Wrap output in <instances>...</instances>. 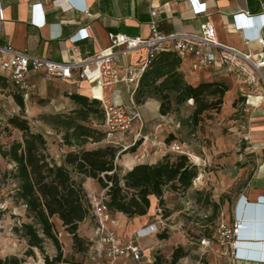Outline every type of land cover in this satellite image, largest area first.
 <instances>
[{"label": "crops", "instance_id": "0c3cea01", "mask_svg": "<svg viewBox=\"0 0 264 264\" xmlns=\"http://www.w3.org/2000/svg\"><path fill=\"white\" fill-rule=\"evenodd\" d=\"M67 1H76L78 4L87 6L89 12L80 8L63 10L56 7L52 3L53 0H0V44H12L17 49L27 50L31 54L55 61L69 60V56L74 50L77 58L85 59L110 45V32L126 33L131 36H148L150 34L151 10L154 8L158 11V26L164 33H197L200 31L201 24L211 22L216 28L217 38L220 42L245 51L260 52L264 50V47L254 40L250 43L246 42L243 32L235 28L234 18L235 14L240 12L259 16L264 13V0H198L200 3H206L207 6V11L199 14L195 13L190 0ZM36 4L40 7L39 16L45 20V23L35 22ZM260 23V20L253 21L248 25L247 30L253 34L260 32L264 36V27L260 29ZM80 30H83L81 33H88V37L73 43L70 38ZM144 56V51L133 52L119 60V63L121 66L127 63L138 67ZM180 69L186 80L193 85H197L201 81H224L228 84L229 90L224 96L223 107L220 110L225 111V114L218 115V112H212L209 117H204L197 126L199 128L202 123L203 126L205 125V137L212 139V145H202L201 149L192 148V151L188 152L193 157L191 161L198 167L201 163L205 165L220 163V170L207 171L208 181L196 187L192 186L189 191L185 192L190 195L188 202L182 201V194L185 193H178L183 204L178 203V208L174 209V213L171 215L166 214V208L174 207L173 202L175 201L171 198L172 194L166 191L164 196L166 205L163 206L165 216L167 215L166 222L172 216L192 209L194 203H199L195 192L204 190V188L210 189L211 192L208 193L211 203L205 211L206 216L208 217V214L212 213L213 208L221 209L222 215L231 221L230 219L239 212L242 220L240 247L243 250H252L256 254L262 255L264 254V245H261L264 243V82L256 86L245 83V77L231 70L227 65L216 64L212 67H202L192 57L183 59ZM262 73L264 75V69ZM0 76L6 79L1 70ZM29 78L32 85L30 94L35 92L38 96L46 98L49 100V104L59 111L66 112L76 107L67 94L80 93L92 97V84L87 80L78 79L76 76L71 79H48L44 72H31ZM129 90V85L125 82L118 83L110 98L114 102L130 105ZM248 95H251L250 102H247ZM256 97H259L257 99L260 100L259 102L256 101ZM160 104L161 102L156 96H148L142 103L137 104L143 116L142 133L147 136L146 144L151 145L153 151L146 159L140 157L141 148L133 150L132 152L137 150L136 153L127 155L121 162L125 171L138 163H156L167 154V147L172 142L182 143L181 125L186 126V120L177 119L174 113L162 115ZM188 104L191 106L193 100L188 101ZM235 111H240V113L233 115ZM205 120L206 122H204ZM139 129L140 123L137 122L132 131L128 132L132 140ZM170 134H173L175 139L167 143L166 138ZM61 150L62 152H59L49 145L50 154L59 164L64 161V153L67 152L64 148ZM84 187L87 192L103 189L93 178H86ZM231 201L235 202L236 209L232 217L228 211V204ZM157 205H159L158 200L154 198L153 210L147 215L134 218H130L122 212L113 213L116 219V232L124 243L133 240L132 237L137 229L155 221ZM246 205L253 206L258 223L256 229L263 237L261 243L259 242L258 246L253 249L247 246V241L243 236L248 231L243 221V210ZM190 211L194 212V210ZM89 219L90 217L81 223L79 231L81 232L85 228L88 236L92 237L96 225L90 224ZM54 221L57 227H62L59 218L55 217ZM0 240L5 241L2 238ZM70 240L72 241V237ZM159 242L161 240L158 235L138 240L151 261V251ZM254 242L257 243V241ZM210 255L212 256H209L207 261L209 264H230L229 258L226 256L216 253H210ZM126 260L130 261L129 264L140 263L133 261L132 257L128 256L119 261V264L126 263ZM237 264H264V262L241 260Z\"/></svg>", "mask_w": 264, "mask_h": 264}, {"label": "trees", "instance_id": "16d2710c", "mask_svg": "<svg viewBox=\"0 0 264 264\" xmlns=\"http://www.w3.org/2000/svg\"><path fill=\"white\" fill-rule=\"evenodd\" d=\"M182 59L172 51H162L141 76L134 94L137 103L148 96H156L160 113L167 115L177 111L181 105L193 100L192 111L186 119L188 126L195 129L212 112L223 107L224 96L229 86L224 81H201L197 85L189 83L181 68ZM0 79H3L0 77ZM5 86L7 83L3 82ZM76 104L68 113L44 115L43 120L63 129L64 143L70 149L59 164L49 152L45 135L33 131L28 118L12 115L8 124L23 133L22 141H14L2 151L4 158L16 163L13 177L18 182L15 202L27 204L29 221L21 228L22 235L31 248H38L44 255V264H84L64 256L58 232L63 229L72 237L73 249L88 253L93 242L80 231V225L89 217H94L88 193L84 187L86 178L95 179L101 188L107 189L108 206L112 212H122L130 218L149 214L154 207V198L160 206H165V192L185 193L199 174V167L185 153L165 154L156 163H138L123 172L117 159L126 151L113 144L88 148L89 142H100L106 132L93 127L90 120L105 115L101 102L80 93L67 94ZM17 104L24 109V96L15 94ZM5 129H8L6 127ZM2 129L0 127V135ZM173 134L166 138L170 143ZM137 148V143L131 151ZM62 222L57 227L54 218ZM19 230V229H18ZM161 239L166 234H158ZM51 241L57 253L49 255L44 244ZM29 253H34L30 250ZM184 246H177L170 258L157 253L151 262L143 264H179L187 256ZM0 264H20L17 258L3 260ZM205 264H209L205 261Z\"/></svg>", "mask_w": 264, "mask_h": 264}, {"label": "built area", "instance_id": "2783aa9c", "mask_svg": "<svg viewBox=\"0 0 264 264\" xmlns=\"http://www.w3.org/2000/svg\"><path fill=\"white\" fill-rule=\"evenodd\" d=\"M190 1L195 13L207 11L206 3H200L198 0ZM52 3L63 10L80 8L89 12L87 6L78 4L76 1L53 0ZM39 9V5L36 4L35 22L42 24L45 23V20L39 16ZM157 16L158 11L153 8L148 36H131L126 33L110 32V45L85 59L77 58L74 50L69 56V60L55 61L44 56L31 54L27 50L17 49L12 44H0V70L3 72V76L17 89L14 93H20L25 97H29L32 89L29 78L31 72H44L48 79H71L76 76L78 79L87 80L92 84V98L101 102L105 115V139L111 143L118 142L116 140L118 135L131 132L137 122L140 123V129L135 135V142L139 138H144L143 143L146 142L147 136L142 133L143 116L136 104L134 94L142 74L162 51L175 52L182 60L192 57L202 67H212L216 64L227 65L231 70L242 74L245 77V83L254 86L264 82L262 73L264 50L260 52L245 51L220 42L217 38L216 28L211 22L201 24L200 31L197 33H164L158 26ZM234 18L235 28L243 32L247 43L254 40L264 47V36L260 32L253 34L247 30L248 25L255 20L261 21L260 29H262L264 27V13L254 16L240 12L235 14ZM243 27H245L244 30ZM81 32L83 30L74 34L70 40L76 43L88 37V33ZM138 51L145 53L138 67H133L127 63L121 66L119 60ZM121 82L129 85L130 105L114 102L110 98L116 85ZM250 97L251 95H248L247 102H250ZM257 99L259 97H256V101L259 102L260 100ZM168 152L186 153L190 159H193L192 155L184 151L177 142L169 145ZM144 153L146 155V152ZM8 165L13 172L16 170L15 162L9 161ZM6 180L9 181L10 179L7 177ZM11 183L13 188L10 192L12 195L0 193V238L4 235H13L15 229L21 231L23 224L29 221L27 204L14 200V195L18 191V182L16 179H11ZM106 192L107 189L88 192L92 213L96 221L94 234L91 237L93 244L89 254L93 258L107 256L108 264H119V261L128 256H131L133 261L137 263L151 262L138 240L158 235L165 230L167 217L163 206L157 205L155 207V221L153 223L137 230L135 240L124 243L116 232V219L108 206ZM241 221L239 212L236 213L232 223L222 215L218 224V232L212 236L202 234L196 239L202 253H216L226 256L229 258L230 264H237L241 260L264 262V254L259 255L252 250H243L240 247ZM62 232V230L58 232L59 238L62 236ZM124 264H129V262Z\"/></svg>", "mask_w": 264, "mask_h": 264}, {"label": "rangeland", "instance_id": "374dc122", "mask_svg": "<svg viewBox=\"0 0 264 264\" xmlns=\"http://www.w3.org/2000/svg\"><path fill=\"white\" fill-rule=\"evenodd\" d=\"M4 81L7 83V86L3 85ZM15 91H17V89L13 86V84L10 81L4 78L0 79V127L2 129V133L0 135V182H1L0 193L4 195L7 194L8 196L12 195L10 192L11 189L13 188L11 179H15V178L13 177V171L10 169L8 165L9 160L3 157L2 151L8 149L14 141L23 140L22 131L13 128L8 124V118L10 116L22 115L28 118L32 130L42 132L47 138L50 147L58 150L59 152H62L61 150L62 148L68 151L76 147V146L70 147L64 143L63 140L64 132L61 127L53 126L51 124L46 123L43 120L44 115L68 113L70 111H66V112L59 111V109L49 104V100L38 96L35 92H32L29 97L24 96L25 108L22 109L15 100L14 97ZM191 107L192 106H190L187 102L184 105H181L177 111H174L172 113H174L177 119L184 121L187 119V116L192 111ZM239 113L240 111H235L233 112V115ZM223 114H225V111L218 112V115H223ZM204 122H206V120ZM90 124L93 127L98 128L99 130L105 131V125L102 118L94 117L90 120ZM181 126H182L181 130L183 131V135L181 136V139L183 141L182 143H178V144L181 145L184 151L190 152L192 151V148L201 149L202 145H212V139L205 137L206 128L205 125L203 126V123L201 126H199V128L197 127L195 129H192L191 126L188 125L186 126L181 125ZM6 127H8V129H5ZM209 131L212 132V130ZM130 136L131 135L130 134L128 135V133L126 135H118L116 138V140L118 141L117 143H111L108 140L103 139L100 142H89L85 146L88 148H97L99 146L113 144L119 147L121 149L120 150L121 152L126 151L117 159V163L119 164L121 170L125 172V168L121 165V162L127 155L129 154L134 155L136 151L139 148H141L142 150L140 157L141 158L145 157L147 159L149 158L148 157L149 154L153 151V147L151 145L146 144V142L143 143L144 138H139L135 142V137H133L132 140ZM135 143H137V150L132 152L130 149L132 146H134ZM144 152H146V155H144L145 154ZM170 153L178 154V152L176 153L170 152ZM194 160L196 159L194 158ZM220 166H221L220 163H211L208 165L201 163L199 167V174L193 181V187L202 185L205 181H208L209 178L207 177L206 172L220 170ZM200 174L202 175L203 179L200 182H196ZM7 177L10 179L9 181L6 180ZM209 190L204 188V190L195 192L196 197L199 200L198 201L199 203H194L192 209L190 208V210H194V212L190 210H186L181 214L172 216L166 222L165 230L162 231L161 234H166L167 237L164 238L163 240L158 235V238L161 240V242H159L158 245L154 247L153 251H151L152 260L154 259L157 253H160L170 258L174 251V248H176L179 245L184 246L186 250H188L187 256L183 257L180 260L179 264H193L196 261H197L196 263L198 264H205V261L209 260L208 259L209 256L212 255H210V253L203 254L196 243V239L200 235L205 234L212 236L216 232H218L219 220L222 217L221 209L216 210L215 208H213L212 213L208 214V217L205 214L206 209L209 208V205L211 203L209 196L210 194L208 193L211 191ZM96 191H100V190H96ZM169 192L172 194L171 198H173V200L175 201L173 202V204L175 205L174 207L166 208L167 215H171L172 213H174V209L178 208L179 206L178 203L183 204V202H188L190 198V195L188 193L182 194L183 196L182 199L183 202H182L179 198L180 195H178V193L170 190ZM228 211L232 217V215L235 213L234 211H236L235 202L231 201L228 204ZM234 219L235 217L230 219L231 220L230 222L231 223L234 222ZM89 222L90 224H93V226L96 225L95 218L92 216L90 217ZM61 230L63 232H62V236L60 237V241L62 245L63 254L66 258L71 260L81 261L84 264H108V258H106L105 256L93 258V256L89 254V251L86 254L75 251L73 249V242L70 240L71 236L63 229ZM136 232L132 237L133 240H135L136 238ZM81 233L86 238L88 237L91 238L86 233L85 228L82 229ZM1 238L2 240L5 239L4 242H6L4 244V242L0 240V258H2L3 260L9 258H17L20 261V264H43L44 255L41 253V251L38 248L30 247L27 239L23 237L22 231L15 229L13 235H4ZM154 240L157 243L156 238ZM151 246L154 245L151 244ZM44 247L46 253H48L49 255L53 256L57 253L56 247L51 241H47L44 244ZM30 250H33L34 253H29ZM126 262L130 263L129 260L128 261L126 260ZM145 262L143 261L140 262L139 264H143Z\"/></svg>", "mask_w": 264, "mask_h": 264}, {"label": "water", "instance_id": "95a60500", "mask_svg": "<svg viewBox=\"0 0 264 264\" xmlns=\"http://www.w3.org/2000/svg\"><path fill=\"white\" fill-rule=\"evenodd\" d=\"M243 221L245 222V225L248 228V231L244 233V238L247 241V246L250 249H253L254 247L258 246V243L262 241L263 237L259 233V231L256 229L258 223H257V216L253 212V206L246 205L243 210ZM258 239V240H256ZM254 241H257L255 243ZM263 246L264 243H261Z\"/></svg>", "mask_w": 264, "mask_h": 264}, {"label": "bare ground", "instance_id": "6f19581e", "mask_svg": "<svg viewBox=\"0 0 264 264\" xmlns=\"http://www.w3.org/2000/svg\"><path fill=\"white\" fill-rule=\"evenodd\" d=\"M195 158V157H194ZM203 179L202 175H199V178L196 180V182H200Z\"/></svg>", "mask_w": 264, "mask_h": 264}]
</instances>
